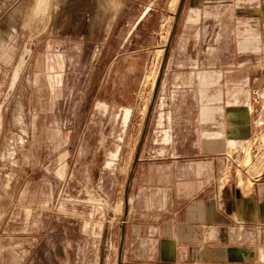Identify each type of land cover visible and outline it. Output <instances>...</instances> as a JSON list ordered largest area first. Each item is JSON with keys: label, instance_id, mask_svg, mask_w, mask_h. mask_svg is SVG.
I'll list each match as a JSON object with an SVG mask.
<instances>
[{"label": "rangeland", "instance_id": "rangeland-1", "mask_svg": "<svg viewBox=\"0 0 264 264\" xmlns=\"http://www.w3.org/2000/svg\"><path fill=\"white\" fill-rule=\"evenodd\" d=\"M188 1L0 0V264H113L146 121L264 78V0Z\"/></svg>", "mask_w": 264, "mask_h": 264}, {"label": "crops", "instance_id": "crops-1", "mask_svg": "<svg viewBox=\"0 0 264 264\" xmlns=\"http://www.w3.org/2000/svg\"><path fill=\"white\" fill-rule=\"evenodd\" d=\"M188 2L193 10L204 6V0ZM223 98L218 94L192 117L173 120L187 124L186 134L164 147L142 149L146 121L113 264H264V179L232 172L219 183L225 155L241 159L255 119Z\"/></svg>", "mask_w": 264, "mask_h": 264}, {"label": "built area", "instance_id": "built-area-1", "mask_svg": "<svg viewBox=\"0 0 264 264\" xmlns=\"http://www.w3.org/2000/svg\"><path fill=\"white\" fill-rule=\"evenodd\" d=\"M248 91L249 97L243 104L247 111L254 115L255 136L245 144L239 161L233 158L232 152L225 155V166L220 173L221 186L230 180L232 172L235 175L244 173L250 176L253 182L264 179V78L252 84ZM248 148V160L246 161L245 152Z\"/></svg>", "mask_w": 264, "mask_h": 264}, {"label": "bare ground", "instance_id": "bare-ground-1", "mask_svg": "<svg viewBox=\"0 0 264 264\" xmlns=\"http://www.w3.org/2000/svg\"><path fill=\"white\" fill-rule=\"evenodd\" d=\"M248 152H249V148H248ZM248 155L245 153V159H246V157H247ZM248 160V159H247Z\"/></svg>", "mask_w": 264, "mask_h": 264}, {"label": "water", "instance_id": "water-1", "mask_svg": "<svg viewBox=\"0 0 264 264\" xmlns=\"http://www.w3.org/2000/svg\"><path fill=\"white\" fill-rule=\"evenodd\" d=\"M157 85H158V83H157ZM157 85H156V87H157Z\"/></svg>", "mask_w": 264, "mask_h": 264}]
</instances>
